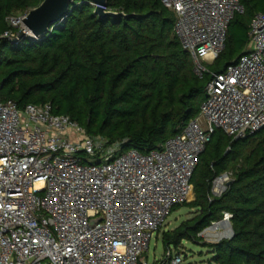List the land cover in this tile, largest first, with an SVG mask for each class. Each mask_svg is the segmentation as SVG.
<instances>
[{
	"label": "built area",
	"instance_id": "obj_1",
	"mask_svg": "<svg viewBox=\"0 0 264 264\" xmlns=\"http://www.w3.org/2000/svg\"><path fill=\"white\" fill-rule=\"evenodd\" d=\"M199 77L211 75L200 112L161 148L141 152L90 135L50 103L20 108L0 89V264H149L153 236L175 205L195 194L192 177L213 134L238 139L264 128V12L253 17L246 52L223 71L210 69L227 31L244 11L241 0H162ZM27 14V13H26ZM22 17L11 26L25 30ZM1 37L14 39V29ZM216 176L222 195L232 180ZM231 212L199 232L228 227ZM170 264L182 252L168 250Z\"/></svg>",
	"mask_w": 264,
	"mask_h": 264
},
{
	"label": "trees",
	"instance_id": "obj_2",
	"mask_svg": "<svg viewBox=\"0 0 264 264\" xmlns=\"http://www.w3.org/2000/svg\"><path fill=\"white\" fill-rule=\"evenodd\" d=\"M43 0H0V89L20 108L50 103L90 135L122 141L125 148H161L195 117L211 78L195 72L194 60L177 36L175 12L162 0H107L101 16L92 0H76L45 35L16 42L14 10L28 12ZM244 11L230 22L225 48L209 65L216 72L247 51L250 23L264 0H241ZM20 33L22 30L13 28ZM233 172L228 189L212 192L213 180ZM197 213L163 238L165 251L184 240L203 241L207 264H264V128L238 139L217 130L192 177ZM181 203L174 206L175 210ZM231 212L232 237L208 242L199 232Z\"/></svg>",
	"mask_w": 264,
	"mask_h": 264
},
{
	"label": "rangeland",
	"instance_id": "obj_3",
	"mask_svg": "<svg viewBox=\"0 0 264 264\" xmlns=\"http://www.w3.org/2000/svg\"><path fill=\"white\" fill-rule=\"evenodd\" d=\"M27 12L14 10L7 18V22L11 25V17H22ZM13 28V27H12ZM16 29H20L21 26L14 27ZM195 196L193 194L190 196V200L181 203L178 208L173 210L171 214L168 216L166 225L160 230L159 233H156L150 243V248L145 253V258L148 260L149 264H170V257L168 255V251H165L163 238L166 230H172L179 226L181 222L186 221L187 219L193 217L197 211L194 208H190L186 205V203L193 200ZM228 233V227L225 225H221L218 229H212L210 234L207 235V239L203 238L205 241L214 242L224 235ZM203 241H190L184 240L182 244H180L179 248L174 249V254L176 252H182L183 254V262L181 264H207V260L210 255L208 252V248L204 245Z\"/></svg>",
	"mask_w": 264,
	"mask_h": 264
},
{
	"label": "water",
	"instance_id": "obj_4",
	"mask_svg": "<svg viewBox=\"0 0 264 264\" xmlns=\"http://www.w3.org/2000/svg\"><path fill=\"white\" fill-rule=\"evenodd\" d=\"M76 0H43L42 3L29 10L23 18L26 27L20 35L14 39L16 42L20 37L30 34L32 36L45 35L57 22L62 20L71 10V5ZM96 4V12L101 16H119L124 13L106 11L107 0H92Z\"/></svg>",
	"mask_w": 264,
	"mask_h": 264
},
{
	"label": "bare ground",
	"instance_id": "obj_5",
	"mask_svg": "<svg viewBox=\"0 0 264 264\" xmlns=\"http://www.w3.org/2000/svg\"><path fill=\"white\" fill-rule=\"evenodd\" d=\"M192 194H190V196H191Z\"/></svg>",
	"mask_w": 264,
	"mask_h": 264
},
{
	"label": "crops",
	"instance_id": "obj_6",
	"mask_svg": "<svg viewBox=\"0 0 264 264\" xmlns=\"http://www.w3.org/2000/svg\"><path fill=\"white\" fill-rule=\"evenodd\" d=\"M194 196H195V194H194Z\"/></svg>",
	"mask_w": 264,
	"mask_h": 264
}]
</instances>
